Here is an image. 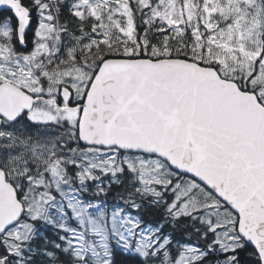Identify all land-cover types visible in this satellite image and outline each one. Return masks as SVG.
<instances>
[{
	"label": "snow or ice",
	"instance_id": "obj_1",
	"mask_svg": "<svg viewBox=\"0 0 264 264\" xmlns=\"http://www.w3.org/2000/svg\"><path fill=\"white\" fill-rule=\"evenodd\" d=\"M0 264H264V0H0Z\"/></svg>",
	"mask_w": 264,
	"mask_h": 264
}]
</instances>
